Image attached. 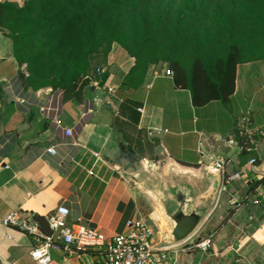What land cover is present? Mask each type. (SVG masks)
I'll return each mask as SVG.
<instances>
[{
    "label": "crops",
    "instance_id": "crops-1",
    "mask_svg": "<svg viewBox=\"0 0 264 264\" xmlns=\"http://www.w3.org/2000/svg\"><path fill=\"white\" fill-rule=\"evenodd\" d=\"M133 65L113 43L100 73L66 90L32 89L0 31V222L16 211L39 227L37 217L65 206L69 230L96 227L109 239L141 216L157 239L171 241V214L185 202L199 227L175 247L173 264H264V192L251 203L257 187L264 191V178L251 190L264 176V60L238 64L228 105L202 106L158 64L139 86L121 89ZM240 133L256 138L242 153ZM218 158L223 170L212 167ZM206 236L210 246L196 248ZM36 245L22 226L0 223V264H39L29 255ZM83 253L91 264L103 260L98 250ZM49 255V264H81L74 250Z\"/></svg>",
    "mask_w": 264,
    "mask_h": 264
},
{
    "label": "trees",
    "instance_id": "trees-1",
    "mask_svg": "<svg viewBox=\"0 0 264 264\" xmlns=\"http://www.w3.org/2000/svg\"><path fill=\"white\" fill-rule=\"evenodd\" d=\"M142 2L26 0L19 6L12 1H0V31L11 37L13 53L20 65L36 61L45 48L62 52L66 59L82 63L69 74L63 73L65 67L62 65L43 83L53 89L70 88L87 74L86 71L89 72V60L95 51L105 45L103 58L106 59L112 42H117L134 58V65L121 83V89L136 88L143 81L149 65L163 62L167 63L166 69L171 71L175 86L189 90L194 106H202L211 100L228 105L238 64L264 60V0H248L252 6L250 11L231 6L227 22L217 27L206 40L200 39L189 23L179 22L167 31L168 20L161 19L147 23L140 37L131 36L124 15L104 13L106 9L115 10ZM37 38L46 41L36 47ZM97 69L90 73L95 74ZM21 78L26 87L38 89L42 86L27 75H21ZM238 135L241 153L253 147L256 139L253 134ZM263 178L254 182L252 191ZM37 220L38 229L50 233L46 221L38 217Z\"/></svg>",
    "mask_w": 264,
    "mask_h": 264
},
{
    "label": "built area",
    "instance_id": "built-area-1",
    "mask_svg": "<svg viewBox=\"0 0 264 264\" xmlns=\"http://www.w3.org/2000/svg\"><path fill=\"white\" fill-rule=\"evenodd\" d=\"M167 75H172L166 69ZM107 91L113 93L114 89L108 87ZM48 152H53V147L47 148ZM98 155V153H94ZM255 159H250L253 164ZM212 167L223 170L224 161L218 158L212 162ZM229 182V179L226 180ZM224 186L218 189V194L224 190ZM251 203L258 206L261 203L263 189L257 187ZM68 209L65 206H58L52 213L47 215L45 221L50 229V233H43L38 229L36 223H26L18 221L16 211L6 215L1 220V224L20 225L30 235H33L38 245L31 248L29 255L39 264H49L50 250L71 252L74 250L81 264H91L86 258L82 259L84 251L98 250L102 255L100 264H173L176 256L175 247L191 240L195 232L179 244H167L155 237L154 230L149 223L141 216H135L126 220L122 231L107 239L105 235L96 227H83L78 230L66 228L65 218ZM197 231V230H196ZM194 246L205 251L211 244V236H206L193 243Z\"/></svg>",
    "mask_w": 264,
    "mask_h": 264
},
{
    "label": "rangeland",
    "instance_id": "rangeland-1",
    "mask_svg": "<svg viewBox=\"0 0 264 264\" xmlns=\"http://www.w3.org/2000/svg\"><path fill=\"white\" fill-rule=\"evenodd\" d=\"M10 1L20 6L23 5L26 0ZM247 1L248 0H143L142 3L137 5L130 4L115 10L106 9L104 13L111 16L116 14L124 15L130 27L131 36L140 37L147 23L150 21H159L161 19L163 21L168 20L169 24L167 31H171L179 22L189 23L192 25V29L197 33V36L202 40H206L211 33H214L217 27L227 22L226 17L231 6L240 11L252 10V6ZM2 29L8 33V29L4 27ZM172 36H174V34ZM9 39L11 41V37H9ZM44 41L46 40L37 38V44L35 46L39 47L41 42ZM113 43L118 44L117 42H112L111 46ZM105 50L106 47L103 45L98 51H95L93 55L91 54L92 57H90V60L88 57L89 72L99 68L96 72L98 74L103 70L102 67L105 66L103 60H106L103 58ZM78 63L80 65L82 64L79 60L76 61L71 58L66 59L62 52L45 48L39 53L36 61L32 60L23 63V69L25 71L24 73L32 80L36 79V82L42 85L39 88H42L48 86L43 83L46 82L47 79L50 80L62 65L65 67V72L63 73L69 74L75 71L76 67H78ZM157 64L160 65L161 68L168 67L167 63L158 62ZM89 72L86 71L85 74H89Z\"/></svg>",
    "mask_w": 264,
    "mask_h": 264
},
{
    "label": "water",
    "instance_id": "water-1",
    "mask_svg": "<svg viewBox=\"0 0 264 264\" xmlns=\"http://www.w3.org/2000/svg\"><path fill=\"white\" fill-rule=\"evenodd\" d=\"M184 208H186L185 202H179L175 206V209H173L171 218L175 223V227L171 234V241L162 240L163 242L173 245L179 244L198 229L200 215L194 210H191L188 214H185L182 211Z\"/></svg>",
    "mask_w": 264,
    "mask_h": 264
}]
</instances>
